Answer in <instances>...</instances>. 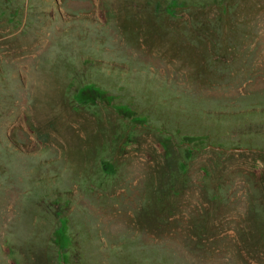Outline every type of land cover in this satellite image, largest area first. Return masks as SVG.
Here are the masks:
<instances>
[{
  "label": "rangeland",
  "instance_id": "obj_1",
  "mask_svg": "<svg viewBox=\"0 0 264 264\" xmlns=\"http://www.w3.org/2000/svg\"><path fill=\"white\" fill-rule=\"evenodd\" d=\"M0 264H264V0H0Z\"/></svg>",
  "mask_w": 264,
  "mask_h": 264
},
{
  "label": "trees",
  "instance_id": "obj_2",
  "mask_svg": "<svg viewBox=\"0 0 264 264\" xmlns=\"http://www.w3.org/2000/svg\"><path fill=\"white\" fill-rule=\"evenodd\" d=\"M205 138H207V137H204L202 142H206V140H204ZM187 144H188V146H187L186 150H187L188 154H192L195 150L199 149V146H200V145H198V147H195V146L191 145L190 142Z\"/></svg>",
  "mask_w": 264,
  "mask_h": 264
}]
</instances>
